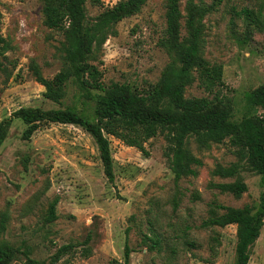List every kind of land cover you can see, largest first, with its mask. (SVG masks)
<instances>
[{
	"label": "rangeland",
	"instance_id": "374dc122",
	"mask_svg": "<svg viewBox=\"0 0 264 264\" xmlns=\"http://www.w3.org/2000/svg\"><path fill=\"white\" fill-rule=\"evenodd\" d=\"M119 1L103 0L101 6L88 2V17L95 18ZM190 3L206 11L204 57L223 66L234 98V120L240 121L248 114L245 94L264 85V0H180L184 16ZM167 7L168 0H147L139 14L116 25L117 34L90 61L103 72L106 86L121 83L144 89L158 82L170 63L159 46L167 28ZM245 9L253 12L252 18L238 15ZM182 24L185 36V20ZM0 37L5 40L0 43V123L29 107L93 113L96 101L73 82L62 104H55L44 97L45 88L36 80L33 64L44 78L52 79L64 63V37L45 26L40 0H0ZM185 96L206 94L194 83ZM256 112L264 114L261 109ZM24 130L25 125L15 120L1 148L0 222L4 213L9 219L0 245L27 251L42 264H111L124 261L126 245L132 250L130 264L235 263L237 226L204 223L224 213L219 206L257 205L264 189L260 177L247 171L241 172L248 185L241 198L216 187L235 181L214 174L218 166L237 161L227 141L208 150L191 141L200 161L197 175L176 181L164 137L146 144L148 156L109 137L115 170L111 185L97 145L83 128L50 124L30 141L22 139ZM55 200L57 220L47 223ZM88 237L92 255L86 258L80 244ZM69 244L78 247L55 262L59 249ZM24 261L21 254L14 264ZM249 264H264V227Z\"/></svg>",
	"mask_w": 264,
	"mask_h": 264
},
{
	"label": "trees",
	"instance_id": "16d2710c",
	"mask_svg": "<svg viewBox=\"0 0 264 264\" xmlns=\"http://www.w3.org/2000/svg\"><path fill=\"white\" fill-rule=\"evenodd\" d=\"M44 24L61 33L63 68L52 79L43 77L39 67L32 65L36 80L45 88L44 97L62 104L67 88L72 82L89 99L96 101L91 115L80 113L75 108L44 110L41 108H20L0 123V154L10 128L15 120L25 125L24 141L50 124H69L83 128L97 145L108 183H115L114 159L111 151L113 137L128 147L136 148L148 156L146 144L157 137L166 141L165 156L176 181L196 176L195 166L200 164L193 154V141L200 150H208L214 144L228 142L234 150L237 161L230 166H218L214 174L221 178L235 179L233 183L216 187L236 198L248 192V185L241 172L247 171L260 177L264 189V85L245 94L248 114L240 121L234 120V98L224 81V68L211 63L204 57L203 18L206 11L190 3L184 16L180 0H168L166 12L167 28L159 46L170 57L158 82L140 89L130 84L103 82V72L92 64L95 53L99 52L110 36L116 35L115 27L124 19L140 13L147 0H121L113 7L106 8L95 18H89L86 5H103V0H40ZM252 18L253 12L243 10L238 15ZM182 20H185L186 35L181 34ZM0 43L5 40L0 37ZM197 83L206 94L204 97L185 96L186 88ZM92 91L98 92L96 95ZM55 200L50 208L47 223L57 220ZM224 213L211 218L204 227L237 226L236 258L234 264H249L252 249L261 236L264 227V192L257 205L241 209L219 206ZM8 215L4 213L0 222V233L7 229ZM88 237L82 244L81 254L90 257L92 249ZM216 241V239L214 240ZM157 243V242H156ZM77 244L63 246L54 261L72 253ZM25 256L24 264H42L30 257L29 252L9 244L0 245V264H14L20 255ZM132 250H124V261L113 260L111 264H130ZM216 248L213 256L216 257ZM66 264H70L68 261Z\"/></svg>",
	"mask_w": 264,
	"mask_h": 264
}]
</instances>
